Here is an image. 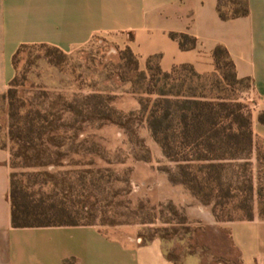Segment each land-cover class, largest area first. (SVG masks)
Segmentation results:
<instances>
[{
	"label": "rangeland",
	"instance_id": "rangeland-1",
	"mask_svg": "<svg viewBox=\"0 0 264 264\" xmlns=\"http://www.w3.org/2000/svg\"><path fill=\"white\" fill-rule=\"evenodd\" d=\"M125 49L103 35L64 52L28 44L21 48L16 59V103L25 104L23 112L32 111L33 115L40 108L54 121L59 110L68 123L76 120L72 113L61 111L64 104L93 92L112 96L113 105L119 110L138 111L139 98H149L140 90L153 85H149V78L137 77L135 65L123 58ZM177 82H184V88L202 83L210 96L229 97L247 105L246 109L251 111L252 149L243 158L225 162L221 181L204 184L203 189L193 183L194 190L179 182L177 163L165 156L142 113L133 121L136 135L107 121L78 123L82 125L79 138L99 141L113 161L124 162L109 164L96 155L72 153L60 166L50 164L38 170L67 173L66 176L79 180V184L86 176L90 202H95L97 207L96 225L111 236L132 237L140 242L157 237L168 255L182 264L188 258L197 264H242L228 224L250 215L264 218V137L253 120V88L247 82L219 85L214 76L198 81L182 69ZM163 85L164 81L158 87ZM134 89L139 93L133 92ZM151 98L155 99L156 95ZM9 108L10 101L0 94V146L10 151V163L13 143L9 135ZM76 132L60 131L68 135ZM137 138L150 150L149 159L143 158L147 152ZM198 164L192 163L190 170L199 172ZM11 170L25 182L43 178V175H28V169L21 167Z\"/></svg>",
	"mask_w": 264,
	"mask_h": 264
},
{
	"label": "crops",
	"instance_id": "crops-1",
	"mask_svg": "<svg viewBox=\"0 0 264 264\" xmlns=\"http://www.w3.org/2000/svg\"><path fill=\"white\" fill-rule=\"evenodd\" d=\"M249 7L248 15L224 20L218 0H0V94L16 76L14 55L24 44L70 51L103 35L130 47L141 69L158 56L164 71L191 64L201 74L216 70L213 50L223 44L238 76L252 79L253 120L264 137V0H249ZM172 32L195 36L196 46L183 49ZM9 161L0 146V264H182L157 237L122 239L97 225L14 227ZM228 228L242 264H264V218L230 221Z\"/></svg>",
	"mask_w": 264,
	"mask_h": 264
},
{
	"label": "trees",
	"instance_id": "trees-1",
	"mask_svg": "<svg viewBox=\"0 0 264 264\" xmlns=\"http://www.w3.org/2000/svg\"><path fill=\"white\" fill-rule=\"evenodd\" d=\"M227 6L228 10L225 9ZM249 11V0H218V12L224 20L246 16ZM171 36L179 41L183 49L194 48L197 44V38L187 33L172 32ZM26 45L20 46L14 55L16 68L17 56ZM39 45L64 52L57 46ZM122 55L129 64L135 65L137 77L150 79L149 85L153 86L140 90L148 94L149 98H139L138 111L124 112L113 105V98L109 94L93 92L82 95L65 103L61 109L75 116L74 123L65 122L59 110H56V121L49 119V114L40 108L34 111V115L32 111L23 112L25 104L16 103V70V76L4 93L10 101L9 135L13 143L9 164L11 168L28 169V175H43V178L25 182L15 172H11L10 200L14 227L96 225L97 207L95 202H90L91 193L86 187V176L81 178L83 183L79 184V180L66 176L67 173L50 174L38 170L50 164L60 166L63 159L72 153L96 155L109 164L124 162L119 159L113 161L107 154V148L99 141L79 138L78 130L82 129V125L78 123L107 121L136 135L133 121L142 113L165 156L177 163L181 176L179 182L192 190L195 189L193 183L203 189L205 185L221 181L225 162L243 158L251 151L253 131L251 111L246 109L247 105L229 97L210 96L202 83L184 88V82H177L182 69L198 81L214 76L219 85L247 82L252 87L250 77L238 76L235 61L225 45L219 44L214 48L216 70L207 74L197 72L191 64L176 65L171 71H164L158 56H151L147 70H141L138 58L130 47H126ZM162 81L164 85L159 88ZM133 92L139 93V90L134 89ZM153 95H156L155 99L151 98ZM259 119L264 124V112ZM72 129L77 132L71 135L60 133L61 130ZM137 139L147 152L143 158L149 159L150 150L142 140ZM192 163H199V172L190 170L193 168ZM92 185L95 187V182ZM246 219L252 220L254 216L250 215Z\"/></svg>",
	"mask_w": 264,
	"mask_h": 264
}]
</instances>
